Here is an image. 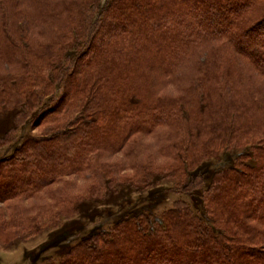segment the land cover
<instances>
[{
    "label": "trees",
    "instance_id": "obj_1",
    "mask_svg": "<svg viewBox=\"0 0 264 264\" xmlns=\"http://www.w3.org/2000/svg\"><path fill=\"white\" fill-rule=\"evenodd\" d=\"M34 1L22 15L35 19L10 26L19 46L0 42V106L35 105L43 91L52 92L39 112H63L71 127L27 137L0 164V203L33 199L83 171L110 186L105 178L116 171L101 166L99 155L175 125L181 100L190 104L188 87L175 97L164 89L189 82L207 89L193 103V122L202 126L203 115L218 110L229 143L246 149L207 185L194 172L196 162L183 165L177 156L168 166L142 165L136 183L148 185L163 170L174 174L177 187L190 180L189 196L203 215L177 202L158 220L131 217L81 240L62 264H264V0ZM20 2L29 1L14 4ZM39 25L56 35L33 45L23 33ZM21 44L31 69L17 53ZM198 132L196 141L204 142Z\"/></svg>",
    "mask_w": 264,
    "mask_h": 264
},
{
    "label": "rangeland",
    "instance_id": "obj_2",
    "mask_svg": "<svg viewBox=\"0 0 264 264\" xmlns=\"http://www.w3.org/2000/svg\"><path fill=\"white\" fill-rule=\"evenodd\" d=\"M28 1L23 7V2L14 4L15 0H0L2 44L19 46V34L12 33L10 26L19 18L18 21L24 23L35 19L32 13L22 15L23 12L29 11V6L35 2ZM60 1L77 4L81 2L47 0V4ZM17 4L22 7L21 14H17L20 8H13V5ZM16 14L20 16L16 18ZM39 26L34 32L29 30L23 33L32 38L30 41L33 45L50 41V37L56 35L47 31V25ZM25 46L23 49L19 48L17 53H20L22 65L31 69L30 51L26 50ZM259 80L254 83L259 84ZM244 84L248 88L252 86L245 80ZM185 87H188V99L191 101L188 104L185 99L181 100L183 109L174 123H179L180 128L172 125L158 127L151 134L139 133L132 136L120 152H103L99 155L98 162L101 166L111 169L110 172L116 171L117 175L105 178L107 182L113 183L110 186L97 183L91 173L83 171L62 178L60 182L43 190L33 199L18 198L0 203V264H62L67 252L81 240L90 238L92 234L109 232L116 223L141 214L161 219L164 212L173 208L177 202L187 203L196 213L203 215L201 206L193 202V195L189 196L190 180L188 184L177 187L174 174L163 170L162 173L154 171L148 185L147 182L146 185L136 183L142 165L155 163L168 166L174 164V156H177L183 165L196 162L198 165L194 172L197 176L204 177L207 185L215 171L235 164L237 156L246 149H239L234 146L235 143H229L228 130L222 123L225 115L220 114L218 110L203 115L202 126L193 122V103L199 104L201 92L207 90L205 87L202 86V90H199L197 85L189 82L176 83L164 89V93L179 96V92ZM42 93V103L34 105L31 102V106H0V164L14 157L15 149L26 143L27 137L39 140L53 132L70 129L72 119L63 112L45 117L39 112L42 104L52 97V92ZM196 129H202L204 142L196 141L195 138L201 135L198 132L196 136ZM123 177L131 182L118 181ZM64 235L66 237H62ZM52 243L56 244L48 246Z\"/></svg>",
    "mask_w": 264,
    "mask_h": 264
}]
</instances>
